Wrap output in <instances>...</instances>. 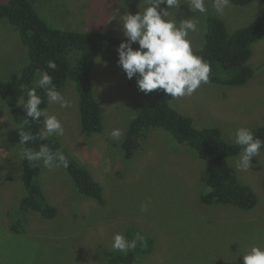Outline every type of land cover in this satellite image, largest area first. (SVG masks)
<instances>
[{
	"label": "rangeland",
	"instance_id": "rangeland-1",
	"mask_svg": "<svg viewBox=\"0 0 264 264\" xmlns=\"http://www.w3.org/2000/svg\"><path fill=\"white\" fill-rule=\"evenodd\" d=\"M47 23L62 31H104L125 37L120 16L133 14L146 5L143 0H32ZM1 3L7 0H0ZM177 19L194 18L198 31L190 32L193 50L204 44L208 16L221 17L230 32L247 26L264 13V3L237 6L230 2L223 14L206 0V13H193L188 0H180ZM165 7V6H161ZM118 10V13H117ZM115 18V19H114ZM75 65L81 53L70 50ZM91 78L103 107L104 128L91 136L81 130L79 92L68 79L61 91L71 107L48 106L64 127L57 137L70 155L85 165L104 188L106 203L81 194L71 176L61 167L40 173L46 198L58 208L52 219L20 210L26 193L23 182L24 149L19 145L18 124L7 102L0 98V264H107L104 253L117 233L136 227L154 240L153 251L138 264H244L251 246L264 248V149L253 157L248 171L236 167L239 155L229 159L238 177L252 186L259 201L244 210L231 204L206 205L201 195L207 189V162L197 151L180 143L160 127L147 130L142 148L126 161L122 144L138 112L153 100L154 92L135 90L124 70L106 55H100ZM29 63V49L17 30L0 23V81L17 80ZM255 73L243 86L202 84L192 96L174 98L171 105L193 119L196 128L218 127L223 138L235 143V131L264 125V37L253 44L248 62ZM43 72H39L34 81ZM121 129L120 140L111 137ZM151 199L146 212L143 202ZM110 213H115L111 215ZM21 220V233L11 230ZM110 240V241H109Z\"/></svg>",
	"mask_w": 264,
	"mask_h": 264
},
{
	"label": "trees",
	"instance_id": "trees-1",
	"mask_svg": "<svg viewBox=\"0 0 264 264\" xmlns=\"http://www.w3.org/2000/svg\"><path fill=\"white\" fill-rule=\"evenodd\" d=\"M264 3V0H230L237 6H245L253 2ZM7 20L19 33L22 42L29 49V63L25 66L19 78L12 81H0V98L7 102L11 115L18 124L22 123L25 111L17 101L23 96L27 99L26 89L35 88L44 103L42 108L48 109L44 90L34 86L39 72L45 70L53 77V83L58 91H62L68 79H72L79 92L81 130L88 136L100 133L104 128L103 107L97 98L91 74L100 55H106L116 63L119 59L117 48L126 37H117L104 31L73 32L62 31L50 26L40 16L32 0H7L0 2V23ZM264 37V13L258 15L250 24L230 32L226 22L218 16L207 18L204 44L195 50L197 55L207 60L212 68L210 83L237 87L247 84L255 71L248 65L253 55V44ZM138 48V44L133 45ZM76 49L81 53L80 60L72 65L68 52ZM54 60L56 70L47 69V62ZM118 64V63H117ZM122 68V67H121ZM133 89L139 90L137 77L129 79ZM154 97L145 105L132 120L124 137L122 149L126 161L132 160L142 148L146 132L151 127L164 128L180 143L193 147L198 155L207 162V189L201 195V202L206 205L231 204L244 210H251L258 204L259 198L252 186L244 183L238 177L229 159L240 154L241 149L235 143H229L223 138L218 127L196 128L193 119L172 107L174 99L163 90H153ZM40 125L32 122L23 130L37 133ZM256 137L264 140V125L254 128ZM20 134V132H19ZM46 143L54 151L63 150L69 159V167L64 169L74 181L78 191L104 205L106 198L104 188L93 176L91 171L81 165L63 148L57 137L45 141L36 139L25 143L24 147L39 150ZM262 148L261 150H263ZM23 182L26 193L20 201V210L37 212L44 219L57 216L58 208L51 205L40 183V164H29L23 160ZM264 187V177H263ZM115 215V213H110ZM21 220H14L11 230L21 233L24 226ZM127 239H136L137 248L127 254L116 250L104 253L107 264H138L139 260L153 251L154 240L144 235L138 228L129 227L125 233ZM110 241V240H109Z\"/></svg>",
	"mask_w": 264,
	"mask_h": 264
},
{
	"label": "clouds",
	"instance_id": "clouds-1",
	"mask_svg": "<svg viewBox=\"0 0 264 264\" xmlns=\"http://www.w3.org/2000/svg\"><path fill=\"white\" fill-rule=\"evenodd\" d=\"M146 5L135 14L125 11L120 16L123 32L126 37L118 48V65L122 67L128 79L137 77L139 91L145 94L153 90H163L172 98L192 96L202 84L210 82L212 68L210 63L193 50L189 39L190 32L198 31V23L194 18L177 19L180 8V0H143ZM213 7L218 13L223 14L229 7L230 0H212ZM187 5L191 12L206 13V0H188ZM165 6V7H161ZM118 13V10H117ZM115 19V18H114ZM138 44V48L133 45ZM47 69L56 70L54 60L47 62ZM39 88L44 90L48 105L59 104L61 108L71 107V102L57 90L53 83V77L45 70L38 79ZM26 89L27 99L19 97L18 105L25 111L22 123L16 128L20 132L19 145L25 146L39 139L45 141L51 136H63L64 127L56 115L50 114L47 108H42L43 97L35 88ZM35 122L40 125L37 133L23 130ZM121 129H113L111 137L120 140L123 136ZM235 144L241 152L236 167L240 171H248L252 165L253 157L260 155L264 148V140L256 137L253 131L247 127H240L235 131ZM21 159L27 160L31 165L40 164L43 167L54 170L67 169L69 159L63 150H53L46 143L39 146V150L24 147ZM151 205L149 198L140 206L141 212L148 211ZM113 250L127 254L137 248L136 239H127L122 233L113 237L111 245ZM244 264H264V248L251 246L247 254H244Z\"/></svg>",
	"mask_w": 264,
	"mask_h": 264
}]
</instances>
